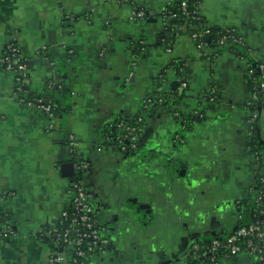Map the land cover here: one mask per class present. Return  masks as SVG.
I'll use <instances>...</instances> for the list:
<instances>
[{"label":"crops","instance_id":"crops-1","mask_svg":"<svg viewBox=\"0 0 264 264\" xmlns=\"http://www.w3.org/2000/svg\"><path fill=\"white\" fill-rule=\"evenodd\" d=\"M174 1L0 0V56L21 47L31 92L58 110L50 119L21 104L16 75L0 66V211L16 234L0 239V264H49L43 233L71 204L69 135L90 164V203L109 240L89 264H188L191 251L238 227V207L256 185L246 104L255 85L249 67L260 75L264 66V0H198L209 27L237 30L250 49H238L240 58L228 46L213 64L186 23L171 29L165 20ZM136 8L145 20L131 19ZM139 42L145 50L134 53ZM43 48L58 65L60 88L49 87ZM159 87L165 102L145 114L138 150L107 147V126L135 120ZM211 87L218 101L197 116ZM255 136L264 146V99ZM221 264L258 263L245 254Z\"/></svg>","mask_w":264,"mask_h":264},{"label":"built area","instance_id":"built-area-1","mask_svg":"<svg viewBox=\"0 0 264 264\" xmlns=\"http://www.w3.org/2000/svg\"><path fill=\"white\" fill-rule=\"evenodd\" d=\"M179 1L181 3V17L184 23L189 26V32L196 48L207 59L209 64H213L220 52L228 46L236 47L239 50L244 49L246 54L250 53L246 39L240 36L237 30L233 28L223 29V34L215 41L213 46L205 42V38L209 36V31L201 12L200 2L197 0ZM192 2H194V9H190ZM146 15L144 9L136 8L132 13L131 19L134 21L145 20ZM177 16V14L172 16L164 14L166 21ZM139 44L142 45L141 51H144L145 43L139 42ZM167 49L169 52L172 51L171 46ZM40 54L53 72L49 87L60 88L62 83L57 63L49 55L48 48H43ZM239 57L244 58L245 55H240ZM0 66L16 75L15 96L21 104L45 113L50 119L57 118V108L53 104L34 96L31 92L29 87V60L21 47L15 44L7 46L0 56ZM263 68V65H259L261 74L256 75L255 70L249 67L250 75L255 82L251 96L246 104L251 112L248 120L249 142L255 137L261 108L255 111L250 109L257 108L264 99ZM182 87L186 89L188 87L187 83L183 82ZM217 101V90L211 87L203 98L205 106L203 109L197 110L195 114L203 116L204 110L213 106ZM164 102V97L159 87L157 94L143 101L142 112L135 120L130 121L125 117H120L114 124L107 126L103 134L105 145L123 154L136 152L145 127V114L151 105L155 103L164 104ZM51 128H54V125H51ZM67 142L75 175L81 173L82 178L79 181H72L70 206L62 211L58 224L46 228L43 235L52 242L53 250L49 264H89L94 256L107 253L109 240L97 211L90 203L85 179V173L90 164L81 158L75 136L69 135ZM179 142H184V140L181 139ZM249 149L256 164L253 176L254 182L260 186V188L256 189L255 185L250 190V194L255 196L254 201L258 208L254 214V220L243 224V216L239 214V225L231 235L224 238L217 237L212 240L209 247L203 248V251L200 249L202 253L197 256V259L204 258L201 264H221L222 261L245 254L254 258L258 264H264V156L260 151L250 146ZM14 237H16V234L10 222L7 224L3 222V216L0 212V239Z\"/></svg>","mask_w":264,"mask_h":264},{"label":"trees","instance_id":"trees-1","mask_svg":"<svg viewBox=\"0 0 264 264\" xmlns=\"http://www.w3.org/2000/svg\"><path fill=\"white\" fill-rule=\"evenodd\" d=\"M198 1V0H197ZM196 5V3H195ZM190 9H194V2H192L190 4ZM165 14L167 16H172L173 14H177L178 16L177 17H174V18H171V22H170V25L172 26L171 29L174 27V25H180L183 21V18L181 17V3L179 0H175L171 5H169L167 7V9L165 10ZM205 21V19H204ZM206 23V21H205ZM207 24V23H206ZM207 30L209 31V36L205 38V42L209 43L211 46L214 45L215 41L218 40V38H220V36L223 34V30H217V29H214V28H211L207 25ZM141 47L142 45H140L139 43L137 45H135L134 47V53H138L139 50H141ZM230 49L232 50H235L238 55H242V51H239L238 48L236 47H233V46H230ZM254 70H255V73L256 75H259L256 70L257 68H255L254 66L252 67ZM60 73V71H59ZM60 78L63 79L62 75L60 74ZM63 81V80H62ZM262 107V103H260L258 105L257 108H252L250 109L251 111H255V110H259V108ZM56 108V107H55ZM249 146L260 151L261 154L264 156V146L260 145V143L258 142V140L256 139V136L253 137L250 142H249ZM66 147H67V150L69 152V144L68 142L66 143ZM69 162H72V158L71 156L69 155ZM82 178V174L81 173H77L74 177H73V180L74 181H79L80 179ZM260 188L259 185H256V189ZM255 190V189H254ZM248 204H241L238 208H239V214L243 216V221L242 223L243 224H247V223H250L254 220V214L256 213V211L258 210L256 204H255V196L253 194H249V197H248ZM2 216H3V222H5L6 224L9 222V219L10 217L5 214L4 212L0 211ZM241 223V222H240ZM217 237L213 238V239H216ZM213 239H210L207 243L204 244V247L203 248H206V247H209L212 240ZM202 248V249H203ZM201 249V250H202ZM201 250H193L190 252L189 254V257H188V264H201L204 260V258H200V259H197V256L199 254L202 253Z\"/></svg>","mask_w":264,"mask_h":264},{"label":"water","instance_id":"water-1","mask_svg":"<svg viewBox=\"0 0 264 264\" xmlns=\"http://www.w3.org/2000/svg\"><path fill=\"white\" fill-rule=\"evenodd\" d=\"M64 168H68L69 171H70V176L74 177V175H75V169H74V165H73L72 162H68V165H66V167H64Z\"/></svg>","mask_w":264,"mask_h":264}]
</instances>
